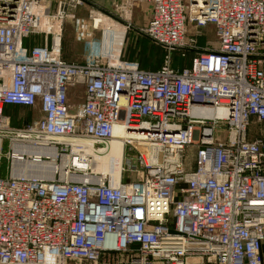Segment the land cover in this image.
<instances>
[{"label":"built area","instance_id":"built-area-1","mask_svg":"<svg viewBox=\"0 0 264 264\" xmlns=\"http://www.w3.org/2000/svg\"><path fill=\"white\" fill-rule=\"evenodd\" d=\"M143 2L140 33L191 53L182 67L123 59L129 22L90 0H0V264H264V0ZM83 6L93 31L123 28L116 56L102 35L83 63L64 60ZM9 107L40 118L14 126ZM117 125L140 139L112 182L81 142L106 152Z\"/></svg>","mask_w":264,"mask_h":264},{"label":"rangeland","instance_id":"rangeland-1","mask_svg":"<svg viewBox=\"0 0 264 264\" xmlns=\"http://www.w3.org/2000/svg\"><path fill=\"white\" fill-rule=\"evenodd\" d=\"M135 10H138L140 13V18L142 19V25H144L145 21L148 17V8L146 4L141 2L135 3ZM142 5V6H140ZM144 12H143V10ZM126 15L124 17V13L120 12L119 9L114 8V14L116 16H121L122 18H129L131 7H128L127 10L122 9ZM127 11V12H126ZM146 11V12H145ZM88 13L89 8L83 6L78 9V15L76 19L71 21L66 27L63 28L62 35V55L65 61L68 62H83L89 57L92 51H96L98 47V41L100 37L103 35V26L99 24V27L96 31L91 29V22H88ZM146 16V17H145ZM132 28L131 24H129ZM142 26L139 30L143 29ZM136 31L134 33H130L127 38V33L125 36V53L124 59L129 62L138 63L139 67L142 70L148 71H156L161 68L166 62H170L172 67H182L187 63L191 55L187 54L185 58H182L180 53L178 52H167L163 48H159L156 44L147 40L146 37L140 33V31ZM129 30H127L128 32ZM90 35V40L88 42L81 38L82 34ZM197 36L201 38L200 45H205L215 41L214 32L211 26L204 28V30L197 31ZM143 36V37H142ZM199 45V46H200ZM186 59V60H185ZM180 65V66H179ZM8 115H11L14 118L13 125L14 126H22L26 122H31V120H37L40 118V114H37L36 110L29 108H8L6 111ZM252 132H248V135ZM216 138L218 140L224 141L226 140V133H222L218 131ZM133 152L128 153L126 151L123 156V169L126 168L128 164L133 163ZM122 164H120L121 167ZM120 171V168H119ZM107 175V174H106ZM126 177V176H125ZM125 177L123 180H125ZM131 178L136 179V174H131ZM64 264H77L73 261H66Z\"/></svg>","mask_w":264,"mask_h":264},{"label":"bare ground","instance_id":"bare-ground-1","mask_svg":"<svg viewBox=\"0 0 264 264\" xmlns=\"http://www.w3.org/2000/svg\"><path fill=\"white\" fill-rule=\"evenodd\" d=\"M124 17H126L125 13ZM95 23L99 26V18L96 19ZM102 26L104 29L103 51L108 54H111V56H116L119 47L118 44L122 41L124 37L123 28L116 24H113L112 27L109 26V23H107L106 19H104ZM108 46H110V49L108 48ZM210 114V112L196 111L193 115L199 117L200 119H211L212 116ZM220 115L221 114L218 112L217 116ZM130 135V138L133 140L137 141L140 139L138 138L140 137V135L129 134L124 131L122 127L117 125L113 131L114 139L112 140V142H110L108 150L106 152H100L95 150V148L91 146L90 142H81L85 153L92 157L91 166L93 173L100 174L101 176H106L107 174L108 176H110L112 182L119 181V168L121 169L122 165L120 167V164H123V147L125 140L129 138ZM24 166L25 169H30L34 167L32 163L29 162H26ZM38 169L45 171L46 174V172L51 171V166L43 165V167H39Z\"/></svg>","mask_w":264,"mask_h":264},{"label":"crops","instance_id":"crops-1","mask_svg":"<svg viewBox=\"0 0 264 264\" xmlns=\"http://www.w3.org/2000/svg\"><path fill=\"white\" fill-rule=\"evenodd\" d=\"M137 2H141V3L145 4L143 2V0H137ZM126 3L128 4L129 7H131V10H132V11H130L129 18H128V16H127V18H124L125 19L124 21H128L129 24H131V26H132V28L129 29V31L127 32V38H128V36L130 35L131 32L135 34L136 31H138L142 26H145L147 24V22L149 20V17H150V8H149V6L146 5L147 8H148V11H147L148 17H147V20L145 21L144 25H142L143 23H142V19L140 18V13H139L138 10H135L134 9V7L136 6L135 5L136 0H90V4L91 5L97 7L103 13L108 14V15H113L114 14V8L115 9L116 8L118 9L119 7H120L119 8V11L122 12V13H124V11L122 9L125 7ZM140 6H142V5H140ZM127 9H124V10H127ZM143 12H144V10H143ZM77 15H78V11L76 12V16ZM69 23H71V22H67L64 27H66ZM202 30H204V29H202ZM198 42L199 43L201 42V38H199V37H198ZM204 46L205 45H202V44L200 45V47H204ZM124 49H126V47ZM124 53H125V50H124L123 56H122L123 59H124ZM188 54L191 55V53H188ZM75 63H77V62H75ZM79 63H83V62H79ZM173 68H180V67L177 66V67H173ZM9 108L13 109V108H21V107H9ZM36 112L38 114V111H36ZM13 121H14V118H13Z\"/></svg>","mask_w":264,"mask_h":264},{"label":"trees","instance_id":"trees-1","mask_svg":"<svg viewBox=\"0 0 264 264\" xmlns=\"http://www.w3.org/2000/svg\"><path fill=\"white\" fill-rule=\"evenodd\" d=\"M157 46V45H156ZM160 48V47H159ZM176 52V51H175Z\"/></svg>","mask_w":264,"mask_h":264}]
</instances>
